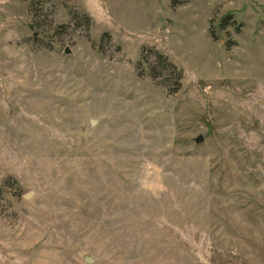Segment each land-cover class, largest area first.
Wrapping results in <instances>:
<instances>
[{"label":"rangeland","instance_id":"rangeland-1","mask_svg":"<svg viewBox=\"0 0 264 264\" xmlns=\"http://www.w3.org/2000/svg\"><path fill=\"white\" fill-rule=\"evenodd\" d=\"M0 264H264V0H0Z\"/></svg>","mask_w":264,"mask_h":264},{"label":"water","instance_id":"water-1","mask_svg":"<svg viewBox=\"0 0 264 264\" xmlns=\"http://www.w3.org/2000/svg\"><path fill=\"white\" fill-rule=\"evenodd\" d=\"M65 51H66V52L69 51L68 48H66ZM201 139H202V135L199 134V135L196 137V140H201ZM30 194H31V191H28L25 195H26V196H29ZM85 259H86L87 261H92V260H93V258H92L91 256H89V255H86V256H85Z\"/></svg>","mask_w":264,"mask_h":264},{"label":"trees","instance_id":"trees-1","mask_svg":"<svg viewBox=\"0 0 264 264\" xmlns=\"http://www.w3.org/2000/svg\"><path fill=\"white\" fill-rule=\"evenodd\" d=\"M160 56V55H159ZM171 63V62H170ZM173 66H175L173 63H171Z\"/></svg>","mask_w":264,"mask_h":264}]
</instances>
